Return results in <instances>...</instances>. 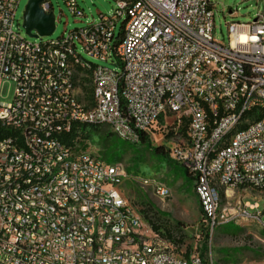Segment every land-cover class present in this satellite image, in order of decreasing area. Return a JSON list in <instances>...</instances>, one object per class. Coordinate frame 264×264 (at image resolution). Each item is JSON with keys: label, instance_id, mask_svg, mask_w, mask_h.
<instances>
[{"label": "built area", "instance_id": "built-area-1", "mask_svg": "<svg viewBox=\"0 0 264 264\" xmlns=\"http://www.w3.org/2000/svg\"><path fill=\"white\" fill-rule=\"evenodd\" d=\"M115 1L98 23L58 38L65 51L55 52L50 41L29 44L16 21L20 0H0V124L20 132V139L0 140V258L17 264H185L184 255L166 254L168 244L144 217L135 222L134 204L125 202L121 187L110 185V178H127L117 167L78 157L82 166L73 163L72 171L34 183L36 174L74 148L59 138L45 141L48 129L60 130L61 120L78 128L79 119L107 121L109 129L139 144L168 115L160 104V95H168L177 124L186 126V137L171 142L169 156L196 182L207 231L230 220V209L215 203L207 186L212 169H220L216 177L227 183L228 195L235 188L264 190V122L233 144H219L225 124L238 120L241 109L264 107V13L251 22H230L224 44L214 34L212 0ZM64 2L74 16H85L78 0ZM41 7L49 14L52 4L43 0ZM67 48L121 67L94 63L96 102L80 98L81 72ZM36 70H44L45 80H36ZM6 84L15 85L12 102L1 100ZM225 108H233V115L224 116ZM28 123H42L43 131L29 132ZM215 146H223L222 157H210ZM43 190L57 193L61 213L44 208L38 199ZM16 191L37 193V209H24V201L11 207ZM237 212L264 226L259 200L239 202ZM97 213L109 215L110 225L100 226ZM51 215L61 216V228L53 227ZM109 232L129 235L136 251L109 246ZM139 234L150 235L149 245H140ZM152 243H160V250H152ZM194 256L197 264H210L201 252Z\"/></svg>", "mask_w": 264, "mask_h": 264}, {"label": "rangeland", "instance_id": "rangeland-1", "mask_svg": "<svg viewBox=\"0 0 264 264\" xmlns=\"http://www.w3.org/2000/svg\"><path fill=\"white\" fill-rule=\"evenodd\" d=\"M29 0H20L16 21L20 29L33 42L56 41L69 31L82 28L100 21L101 14H110L115 7V0H78L85 16H74L64 0H48L52 4L50 13L55 17V29L51 35H40L32 31L31 37L24 28V18L29 16L26 6ZM215 4V37L217 41L229 43V23L232 21L251 22L258 13H264V0H212ZM26 14V15H25ZM37 20L33 18L32 22ZM16 22V28L18 24ZM85 56V55H84ZM90 61L121 71V67L111 62L103 63L85 56ZM80 98L85 102L93 99L91 84L87 78L80 84ZM15 85L6 84L1 100L12 102ZM185 124H177L176 117L168 113L150 135L151 146L130 143L116 137L107 126L90 127L79 134L84 143L80 148L89 149L102 160L110 164H119L126 172V179L121 186L122 193L134 204L142 221L160 227L157 236L169 242L179 254L201 252L205 234L209 228L201 211L199 197L193 181L179 164L158 156L153 151L156 146H163L167 151L173 140L179 142L186 137L182 131ZM186 129V126H185ZM86 133V134H85ZM165 185L171 196L162 199L155 194V185ZM234 192L224 193L222 207L229 208V221L219 224L212 232L209 230V251L205 258L210 264H264V227L256 218H240L237 212L239 202L259 200L260 211H264V191L252 188H235ZM264 221V216H263ZM170 233L172 239L163 236Z\"/></svg>", "mask_w": 264, "mask_h": 264}, {"label": "bare ground", "instance_id": "bare-ground-1", "mask_svg": "<svg viewBox=\"0 0 264 264\" xmlns=\"http://www.w3.org/2000/svg\"><path fill=\"white\" fill-rule=\"evenodd\" d=\"M29 44H36L33 40H29ZM50 51L63 52L65 51V44L62 41L54 40L50 41ZM68 60L71 61L72 65H76L78 71L81 72V81L82 79L87 78L91 84L93 99L90 102H96V97L99 92V84H94V62L87 59L85 56L91 58L88 55L84 56L83 52H79L76 48H67ZM92 59V58H91ZM36 80H45L44 70H36ZM160 104L163 106L164 114L171 113L173 114V106H171V99L168 95H160ZM233 108H225L224 116H232ZM252 120V121H247ZM264 122V107L259 108L258 110H251V108H243L240 110V115L238 120H232L231 124H225L223 130V136H219V144H233V140H239L245 133H251L254 130V123H263ZM82 125L87 128L90 127H101L107 126V121H100L95 119H79V127L77 130V138H80L81 127ZM83 128V127H82ZM73 127H68V120H61V128L58 129H48L45 133V141H52L59 138V144H67V147H74L71 152L68 154L60 155L57 157L56 162L50 164V168L47 172L43 174H36L34 176V183H48L50 180L56 179L59 172L72 171V165L82 166V159L78 157L87 156V163L91 164H100L101 166L117 167L121 173L126 177V172L122 166L119 164H110L102 160L100 157L95 155L92 151H89L84 148H80L82 144L77 145V139H73L71 143L64 141L65 135L72 132ZM116 137L123 139L130 143H136L131 141L130 138H126L122 133H116V129H109ZM29 132H42L43 124L42 123H28ZM84 133V132H83ZM86 134V133H85ZM20 139V132H17L16 128H8V125L0 124V140L8 139ZM88 154V155H87ZM223 154V146H215L210 150V157L220 158ZM178 164V163H177ZM220 176V169H212V175H208L207 186L209 187L210 192H214V202L217 204H222V198L224 193H228V185L225 183ZM195 191L200 200V193H198L196 188V182L193 181ZM123 184V179L121 177L110 178V185H115V187H121ZM155 194L162 198L167 199L171 196L170 189L165 185H155L154 186ZM262 190V189H259ZM264 191V190H263ZM38 199L44 200V208L52 209L53 213H61V203L57 200V193L52 192L51 190H43L38 192ZM37 193H27L26 191H16L15 199H11V207H18V201H24V209H37ZM125 202H130L125 197ZM133 214L135 222H143L140 214L133 205ZM256 218V217H248ZM259 220V219H258ZM260 221V220H259ZM51 222L54 228H61V216L60 215H51ZM97 222L100 226L110 225L109 215L104 213H97ZM224 223V222H223ZM263 226L262 222L260 221ZM221 224V223H220ZM84 225H91V218H84ZM219 225H216L217 227ZM264 227V226H263ZM159 237V236H157ZM109 246H116L122 248V251H136V244L129 243V235H120L118 232H109L108 233ZM140 245H149L150 235L148 234H139ZM166 245V254L177 253L171 246L169 242L165 240ZM152 250H160V243H152ZM184 263L185 264H197L194 253H185L184 254ZM0 264H17L16 261H8V258H0Z\"/></svg>", "mask_w": 264, "mask_h": 264}, {"label": "water", "instance_id": "water-1", "mask_svg": "<svg viewBox=\"0 0 264 264\" xmlns=\"http://www.w3.org/2000/svg\"><path fill=\"white\" fill-rule=\"evenodd\" d=\"M43 0H29L26 6V11L29 16L24 18V28L26 33L31 37H36L32 34L34 29L38 30L40 35H51L55 29V17L53 13H45L41 7ZM37 20L32 22L33 18Z\"/></svg>", "mask_w": 264, "mask_h": 264}, {"label": "trees", "instance_id": "trees-1", "mask_svg": "<svg viewBox=\"0 0 264 264\" xmlns=\"http://www.w3.org/2000/svg\"><path fill=\"white\" fill-rule=\"evenodd\" d=\"M91 94H92V90H91ZM82 127H83V128H82ZM82 127H81V130L83 129L82 131L84 132L85 129H86V126H85V125H82ZM77 130H78V126H77V125H74V127H73V129H72V132L69 133V134H67V135H65V137H64V141L66 140L65 142H67V143H71V142L73 141V139H74L75 137H77ZM185 130H186V129H185V126H184V128H182V131L185 132ZM140 143L143 144V145L151 146V139H150V136L147 135V134H143ZM153 151L155 152L156 155H158V156H162V157H165L166 160L174 162V161L170 158V156H169V150L166 151V150L163 148V146H156V147L153 148ZM182 169H183V168H182ZM183 170H184V172L188 175V177L192 180V177H191V175L188 173V171L185 170V169H183ZM200 206H201V205H200ZM201 211L203 212L202 208H201ZM154 229H155L156 231H160V227H159L158 225H154ZM163 236H166V237L172 239V235H171L170 233H168V232L165 233V234H163ZM208 240H209V231L206 232V234H205V241H204V243L201 245V255H202L203 257H205V254L209 251Z\"/></svg>", "mask_w": 264, "mask_h": 264}, {"label": "crops", "instance_id": "crops-1", "mask_svg": "<svg viewBox=\"0 0 264 264\" xmlns=\"http://www.w3.org/2000/svg\"><path fill=\"white\" fill-rule=\"evenodd\" d=\"M157 232V231H156ZM158 233H160L159 231H158ZM160 234H162V233H160Z\"/></svg>", "mask_w": 264, "mask_h": 264}]
</instances>
